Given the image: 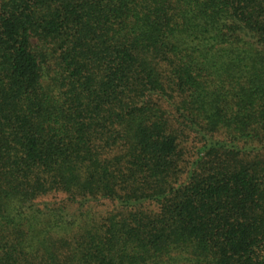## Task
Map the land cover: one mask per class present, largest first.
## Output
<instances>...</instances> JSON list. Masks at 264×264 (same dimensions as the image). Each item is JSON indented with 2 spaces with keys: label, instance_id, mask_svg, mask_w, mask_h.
<instances>
[{
  "label": "trees",
  "instance_id": "16d2710c",
  "mask_svg": "<svg viewBox=\"0 0 264 264\" xmlns=\"http://www.w3.org/2000/svg\"><path fill=\"white\" fill-rule=\"evenodd\" d=\"M0 264H264V0H0Z\"/></svg>",
  "mask_w": 264,
  "mask_h": 264
}]
</instances>
